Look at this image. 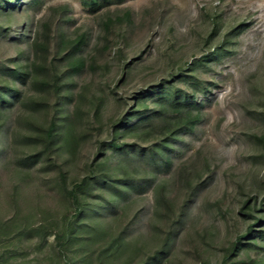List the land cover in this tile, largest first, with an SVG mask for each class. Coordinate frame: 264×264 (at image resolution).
Returning <instances> with one entry per match:
<instances>
[{"label": "trees", "instance_id": "16d2710c", "mask_svg": "<svg viewBox=\"0 0 264 264\" xmlns=\"http://www.w3.org/2000/svg\"><path fill=\"white\" fill-rule=\"evenodd\" d=\"M25 1L0 0V40L18 48L15 62L0 64V166L18 180L8 196L12 214L0 220V264L32 246L39 254L50 250L45 264H173L206 186L200 172L176 164L211 104L197 72L227 51L195 60L130 100L110 88L120 112L103 124L106 98L79 83L87 70L96 72L97 60L85 57V34L65 30L73 21L69 8H50L36 29L32 22L12 31L18 15L44 3ZM78 1L93 15L128 0ZM104 130L107 138L95 139ZM88 142L94 148L85 161ZM37 178L53 202L25 209L19 190ZM258 186L238 208L245 230L221 248L220 264H264V256L249 253L264 249V179ZM201 254L199 264H210Z\"/></svg>", "mask_w": 264, "mask_h": 264}, {"label": "rangeland", "instance_id": "374dc122", "mask_svg": "<svg viewBox=\"0 0 264 264\" xmlns=\"http://www.w3.org/2000/svg\"><path fill=\"white\" fill-rule=\"evenodd\" d=\"M61 6L69 8L73 20L65 30L71 37L85 34V57L97 60L96 72L87 70L79 83L90 85L98 98H106L103 124L120 112L110 88L130 100L195 60L210 59L220 48L227 51L198 69L211 104L201 130L176 163L200 172L206 186L196 198L192 221L173 264H199L195 257L199 251L210 264H220L221 248L245 230L244 218L238 213L241 202L264 179V142L254 138L264 140V0H128L93 15L78 0H44L29 15H18L12 31L30 27L32 22L38 28L49 18L50 8ZM17 51L0 40V64L15 62ZM106 138L105 130L95 133V139ZM91 143L85 144V161L93 152ZM81 166L73 172L78 174ZM9 170L0 166V220L12 214L8 196L18 183L13 169ZM19 193L25 209L53 202L38 178L23 184ZM147 198L153 204L151 191ZM32 247L28 255L13 257L9 264H45L41 260L50 250L39 254ZM249 253L261 258L264 249L252 247Z\"/></svg>", "mask_w": 264, "mask_h": 264}]
</instances>
